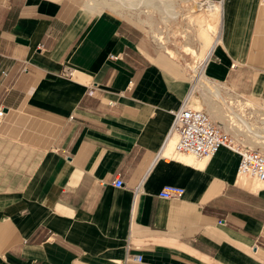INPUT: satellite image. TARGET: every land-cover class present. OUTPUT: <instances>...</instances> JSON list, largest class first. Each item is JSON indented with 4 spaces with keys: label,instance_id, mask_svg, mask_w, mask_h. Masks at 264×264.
I'll return each instance as SVG.
<instances>
[{
    "label": "crops",
    "instance_id": "0c3cea01",
    "mask_svg": "<svg viewBox=\"0 0 264 264\" xmlns=\"http://www.w3.org/2000/svg\"><path fill=\"white\" fill-rule=\"evenodd\" d=\"M209 1L204 77L250 117L264 110V0ZM81 6L0 0V264H264V182L226 147L173 155L186 64ZM232 114L264 147V128ZM166 184L183 194L159 196Z\"/></svg>",
    "mask_w": 264,
    "mask_h": 264
},
{
    "label": "rangeland",
    "instance_id": "374dc122",
    "mask_svg": "<svg viewBox=\"0 0 264 264\" xmlns=\"http://www.w3.org/2000/svg\"><path fill=\"white\" fill-rule=\"evenodd\" d=\"M92 1L93 0H80L82 4L81 7L90 11V14L92 15L104 14L114 19H124L131 22L152 36V38L160 45V49L170 52V55L173 56V58H179L180 60L182 59L187 67L186 71L188 72V78L192 82V92L190 94V99L192 103L197 102L196 100L200 101L202 104L201 110H204L209 115L207 106L203 102V97L207 95H213L215 98H217L219 92L215 91L216 89H214L209 80L204 79L205 77L197 80V73L195 72V69L201 74V76H204L202 70V64L204 61L202 50L204 49V46H201L202 39L200 37V32L203 30L208 36L210 33L217 32L218 22L209 20L220 14L219 7H217V11L209 12L204 6L206 0H176L175 7L178 12L167 16L157 6L151 7L149 5H145L144 7L140 8V6L135 4H130L127 6H122L120 4L115 5L113 0H99L97 4ZM168 1L169 0L161 1L164 3V7H166V2ZM212 14L216 15L213 16ZM197 20H201L202 22L205 20L206 21L201 25L198 24L199 22ZM140 21L143 22L141 25ZM157 38L160 39V42L157 40ZM167 41H169V44ZM186 45L187 47L189 46L187 50H185ZM192 78H194V81ZM229 100L230 103L229 101L225 103L221 98L216 99L217 104L222 107L221 110L223 111V117L226 116L224 119L227 120L221 121L213 119V121L215 120L214 122L216 123L218 121L224 122L225 130H227L232 136L240 139L247 146L264 152V147L251 141L248 137L249 135L245 132V128H241L239 125L237 126L234 120L235 118L233 119L232 117L234 114L231 115V113H236L244 118L246 114L247 117L245 118H247V120L250 118L251 124H253L255 129H261L264 128V123H260V119H264L262 118L264 117V110L262 108H255L252 106L253 109L250 110L251 116L248 117L249 113L247 114L246 111H243L242 105L239 107L235 103H232L231 99ZM231 107L234 108L232 109ZM229 121H231L232 125L229 123Z\"/></svg>",
    "mask_w": 264,
    "mask_h": 264
},
{
    "label": "built area",
    "instance_id": "2783aa9c",
    "mask_svg": "<svg viewBox=\"0 0 264 264\" xmlns=\"http://www.w3.org/2000/svg\"><path fill=\"white\" fill-rule=\"evenodd\" d=\"M2 114L0 110V116ZM173 115L171 132L176 136L173 155H191L198 160L209 159L219 148L226 147L239 156L238 175L264 182V152L253 149L232 136L221 124L214 122L204 110L195 109L187 104V100L173 112ZM122 184L120 178L113 181L116 187ZM137 190L138 188H135V191ZM183 192L184 189L180 186L166 184L159 191V196L171 199L180 197ZM134 259L140 260V256H135Z\"/></svg>",
    "mask_w": 264,
    "mask_h": 264
},
{
    "label": "bare ground",
    "instance_id": "6f19581e",
    "mask_svg": "<svg viewBox=\"0 0 264 264\" xmlns=\"http://www.w3.org/2000/svg\"><path fill=\"white\" fill-rule=\"evenodd\" d=\"M161 1H163V0H118V1L117 0H113V3H115V5L116 4L117 5L120 4L122 6L135 4V5L140 6V8L144 7L145 5H149L151 7L157 6L167 16L170 15V14L172 15L173 13L178 12L176 7H175L176 0H172V1L169 0L168 2H166V7H164V3H162ZM92 2L97 4L99 2V0H93ZM204 6H205L206 10L209 11V12H213V11H216L218 9L217 6L212 4L209 0H206V3L204 4ZM197 21L199 22L198 24L202 25L203 23H205L206 20L203 21V22L201 20H197ZM142 23L143 22L140 21V25ZM200 37L202 39V43H203V46H204L203 54H205L212 47L211 38H209L207 33L205 31H203V30H201V32H200ZM205 58H206V55H205ZM195 72L197 73V75H196L197 80L204 78V76H201V74L199 72H197L196 69H195ZM219 96H220V93H219L217 98H215V96H213V95H207L203 99L204 100L203 102L207 106L209 115L212 117V119H215V120H223L225 118V117H223V111L221 110L222 107H220V105H218L217 102H216V99H218ZM196 101L197 102H193L192 103L191 107H193L195 109H201V106H202L201 102L198 101V100H196ZM174 137L176 138V136H174ZM178 156H189V157H186V158L183 157L184 159L183 158L182 159L184 161H194V160H196L191 155H181V154L175 155V157H178ZM175 157H172V158H175ZM202 160H206V159H202Z\"/></svg>",
    "mask_w": 264,
    "mask_h": 264
}]
</instances>
